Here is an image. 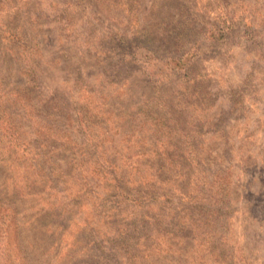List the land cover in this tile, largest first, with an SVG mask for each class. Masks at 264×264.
Listing matches in <instances>:
<instances>
[{"label": "rangeland", "instance_id": "1", "mask_svg": "<svg viewBox=\"0 0 264 264\" xmlns=\"http://www.w3.org/2000/svg\"><path fill=\"white\" fill-rule=\"evenodd\" d=\"M0 264H264V0H0Z\"/></svg>", "mask_w": 264, "mask_h": 264}]
</instances>
